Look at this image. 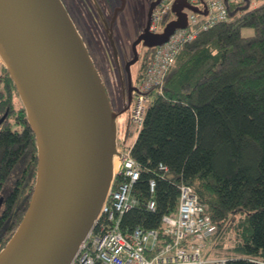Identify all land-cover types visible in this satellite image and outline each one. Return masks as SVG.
Instances as JSON below:
<instances>
[{"label":"trees","instance_id":"16d2710c","mask_svg":"<svg viewBox=\"0 0 264 264\" xmlns=\"http://www.w3.org/2000/svg\"><path fill=\"white\" fill-rule=\"evenodd\" d=\"M229 8L230 20L182 46L163 94L150 101L132 144L141 168L131 191L137 202L122 214L120 227L162 226L165 214L178 212L183 182L218 225L208 255L226 256L227 264H264V0ZM171 18L167 13L163 24ZM153 49L144 53L139 78ZM3 71L0 117L8 114L0 124V249L22 219L37 169L34 131L24 106L14 108L7 92L16 87ZM152 197L154 209L148 206Z\"/></svg>","mask_w":264,"mask_h":264},{"label":"water","instance_id":"95a60500","mask_svg":"<svg viewBox=\"0 0 264 264\" xmlns=\"http://www.w3.org/2000/svg\"><path fill=\"white\" fill-rule=\"evenodd\" d=\"M160 2H150L145 27L132 44L133 57L124 52L125 63L119 64L123 94L129 98L119 108L64 0H0V57L37 147L31 198L0 249V264H69L73 259L112 185L114 156L120 154L119 117L129 109L136 89L132 65L141 56L138 45L163 44L177 28L187 27L186 8L208 11L188 0H173L175 17L154 32L149 29L151 15ZM125 4L121 0L109 22L99 7L116 56L113 24ZM130 125L129 118L126 138Z\"/></svg>","mask_w":264,"mask_h":264},{"label":"built area","instance_id":"2783aa9c","mask_svg":"<svg viewBox=\"0 0 264 264\" xmlns=\"http://www.w3.org/2000/svg\"><path fill=\"white\" fill-rule=\"evenodd\" d=\"M171 2L167 0L155 9L150 24L152 31L160 30L163 16L170 10ZM208 7V14H202L201 19H195L196 12H191L187 27L176 29L168 41L154 48L146 70L137 83L129 111L137 132L150 106V96L161 94L163 76L168 74L186 37L192 36L196 28L208 29L205 20L213 10L224 9V3L222 0H213ZM118 150L121 153V165L115 171L98 216L69 264H225L224 257L205 256V246H194L192 249L187 246L190 234L201 236L213 227L212 218L205 213L204 204L189 184H179L178 212L176 215H165L163 233L158 228L134 227L127 232L121 229L122 214L137 202L131 191L141 174V168L132 156V144L121 145ZM150 185L153 196L154 179H150ZM148 206L150 209L155 208L153 197Z\"/></svg>","mask_w":264,"mask_h":264},{"label":"rangeland","instance_id":"374dc122","mask_svg":"<svg viewBox=\"0 0 264 264\" xmlns=\"http://www.w3.org/2000/svg\"><path fill=\"white\" fill-rule=\"evenodd\" d=\"M64 1H65V4L67 5L72 17L74 18L78 29L82 33L98 69L104 75V78H105V81L107 82V84H109V88H110L111 92L113 93V98L115 99L116 104L119 106V108H121L122 102L120 104V100H119L120 99V96H119L120 91H118L119 89L117 90V88L114 84V75H113L114 72L110 68V65H109L110 58L107 56L108 55L107 53H109V50H108L109 48L107 47V44L105 47L104 42L102 41V38L100 37V34H99L100 32L97 30L98 27L96 28L94 13L92 11H87V12L84 11L83 7L78 2L79 0H64ZM149 2H150V0H126V4H125L124 9L120 10L118 15H117V18H116L115 24H114V33H115L114 35H115V37H117V40H118L119 44L121 45V47H124V48H122L123 57H124V52H125L126 56L128 58H130L132 43H133V40L136 36V28H137L136 20H137V17L139 16L140 12L142 13V11L143 12H144V10L146 11V9L148 8ZM120 3H121V0H109L108 6H110L112 9H114L115 7L119 6ZM231 4H233V3H231ZM165 15H164V17H165ZM173 15L174 14L172 13L171 17ZM129 49H130V53L128 54L127 50H129ZM140 52H141V58L138 62H136L134 64V69H135L136 73L139 72L140 66H142V61L144 59V53L146 52V50L142 49V51H141V49H140ZM124 60H125V58H124ZM119 61H120L121 65H123L125 63V61L123 63L122 58H119ZM4 67H5V64L0 57V74H3ZM4 75L5 74H3V76ZM105 75L107 76V80H106ZM4 85H5L4 81H1L0 90L1 91L3 90V92L5 91ZM7 94H11L12 104H13L14 108L20 109L21 106H23V103L21 101V98H20L16 88L14 89V87L12 86L11 90L9 92H7ZM2 96L5 97L6 94H4ZM129 111L130 110H127L125 113L120 115L119 121H120L121 126L126 127L127 121L130 118ZM4 113L5 112H3V114ZM136 136H137V132L133 128L131 130V134L129 136L128 143L131 144L134 141V139L136 138ZM7 239H8V236H7ZM209 241H210V239L207 240V245H208ZM206 251H207V246H206Z\"/></svg>","mask_w":264,"mask_h":264},{"label":"bare ground","instance_id":"6f19581e","mask_svg":"<svg viewBox=\"0 0 264 264\" xmlns=\"http://www.w3.org/2000/svg\"><path fill=\"white\" fill-rule=\"evenodd\" d=\"M163 0H161V2H162ZM191 4H194V5H197L198 7H199V9H205V7H207V9H208V11H207V13H202V12H196V14H194V17H195V19H201L202 18V14L203 15H207L208 14V12H209V7H208V5H210L211 3H212V1L213 0H188ZM223 1V3H224V9H215V10H213L212 11V13H211V16L209 17V18H207L206 20H205V22H206V24L208 25V27L210 28V27H212L213 25H215V24H217V23H219V22H221V21H227V20H230L231 19V13H230V8H229V5L231 4V3H237V2H239V1H241V0H222ZM172 2H173V0H172ZM172 2H171V5H172ZM158 7V6H157ZM156 7V8H157ZM155 8V9H156ZM186 10H188V12H189V15H190V13L191 12H195V11H193V10H191V9H188V8H186ZM155 11V10H154ZM154 11H153V13H154ZM173 13L172 12V10H171V7H170V10L167 12V13ZM166 13V14H167ZM174 14V13H173ZM152 17H153V14H152V16H151V21H152ZM175 17V15H173L172 16V18H174ZM171 18V19H172ZM163 20H164V16H163V19H162V22H161V27H160V30L159 31H162V29L164 28V26H165V24H163ZM169 21V20H168ZM167 21V22H168ZM166 22V23H167ZM151 24V23H150ZM189 25V24H188ZM208 28V29H209ZM178 29V28H177ZM151 30V29H150ZM202 30H207V29H202V28H196L195 30H194V32H193V35L192 36H188V37H186V39H185V41H184V43H183V45L184 44H186V43H188V42H190V41H192V40H194L197 36H198V34L202 31ZM152 31V30H151ZM156 32H158V31H156ZM182 45V46H183ZM158 46V45H157ZM182 46H181V48H182ZM156 46H154L153 48H155ZM181 48H180V50H181ZM180 50L176 53V55H175V60H176V58H177V55H178V53L180 52ZM153 51H154V49H153ZM167 76H168V74H166V75H164L163 76V79H162V83H161V94H163V92H164V85H165V81H166V79H167ZM139 80H140V78H139ZM138 80V81H139ZM138 83V82H137ZM137 83H136V89L134 90V97H135V91L137 90ZM106 86H107V84H106ZM108 90V89H107ZM109 92V91H108ZM123 92V91H122ZM158 94H160V93H158ZM158 94H152L151 96H150V101L151 100H153L156 96H158ZM110 95V94H109ZM134 97H133V99H132V102H131V104H130V107H129V109L128 110H130V108H131V105H132V103H133V100H134ZM111 98V97H110ZM113 102V101H112ZM115 107V106H114ZM122 108V107H121ZM146 115V114H145ZM145 115L143 116V118H142V121H141V123H140V130L142 129V127H143V125H144V122H145ZM130 121H131V118H130ZM131 125L133 126V124H132V121H131ZM131 125H130V128H131ZM134 127V126H133ZM135 129V128H134ZM135 131H136V129H135ZM137 132V131H136ZM139 132V131H138ZM138 132H137V134H138ZM118 134H119V140H120V144H119V146H121V145H125L126 143H128V141H129V136H130V131H129V134H128V136H127V138H126V127H124V126H121L120 124H119V132H118ZM137 137V136H136ZM125 138H126V141L124 142V140H125ZM136 139V138H135ZM134 142H132L131 144H133ZM129 144V143H128ZM118 146V147H119ZM120 152V151H119ZM132 152V151H131ZM133 156V155H132ZM134 158V157H133ZM135 159V158H134ZM121 153L118 155H115L114 156V173H115V171H116V169L117 168H119L120 167V165H121ZM111 188V187H110ZM110 188H109V190H110ZM195 193H196V195H197V197H198V199L200 200V198H199V196H198V194H197V192L195 191ZM201 201V200H200ZM202 202V201H201ZM203 204H204V208H205V213L207 214V215H209L208 213H207V204L206 203H204V202H202ZM166 215V214H165ZM165 215L163 216V224H162V226H160V227H158V230L161 232V233H163V231H164V228H165V225H166V221H165ZM209 217H211L210 215H209ZM212 218V217H211ZM212 223H213V227H212V229L210 230V231H208V232H206V233H204L203 235H201V236H197L196 234H194V233H192V234H190L189 235V239H188V241H187V246L190 248V249H192V248H194V246L196 247V246H199V247H203V246H205V248H204V255L205 256H207V257H213V258H225V264H227V261H228V257H226V256H217V257H215V256H210V255H208L206 252V246H207V240L217 231V229H218V225H217V223L213 220V218H212ZM136 227H139V228H143L142 226H136ZM90 230V229H89Z\"/></svg>","mask_w":264,"mask_h":264},{"label":"flooded vegetation","instance_id":"af4514ba","mask_svg":"<svg viewBox=\"0 0 264 264\" xmlns=\"http://www.w3.org/2000/svg\"><path fill=\"white\" fill-rule=\"evenodd\" d=\"M151 1L152 0H150V2ZM165 1H167V0H163L157 6H159L160 4H163V2H165ZM78 2L83 7L84 11H86V12L87 11H92L94 13L95 22H96V24L95 23L94 24L96 25V28L98 27L97 30L100 32L99 34H100V37L102 38V41L104 42L105 47H106V44H107V47L109 48L108 49L109 53H107L108 54L107 56L110 58L109 65H110V68L112 69V71L114 72V74H113L114 75V84H115L117 90L119 89L118 91H120V95H119L120 99L119 100H120V104L122 102V106H123L124 100L126 101V100L129 99L128 98V94H123V92H122L123 91V83H122L121 74H120V71H119V69H120L119 58H122L123 63L125 61L124 57H123V51H122V48H124V47H121V45L119 44V42L117 40V37H115V35H114L115 34L114 33V24H115V22L113 24V36H114V39H115V41L117 43V46L119 48V52H120L119 56H116L115 50L113 49V46H112V44L110 42V38H109L108 33H107L108 28H109V25L107 24V22H109L111 20V17H112L114 9H112L110 6H108L109 0H79ZM150 2H149V4H150ZM99 7L101 8V11H103L104 16L107 18V22L104 19V17L102 16V13L100 12ZM148 8H149V5H148ZM148 8L146 9V11L144 10V12L143 11H142V13L140 12L139 16L137 17V20H136L137 28H136V36H135V38L137 37V35L139 33H141L143 31V28L145 27L146 20H147V14H148ZM155 8H154V10H155ZM152 14H153V12H152ZM171 14L172 13H170V16H171ZM149 29H150V27H149ZM135 38H134V40H135ZM138 49L139 50L141 49V51H142V49L147 51V50H152L153 48L144 46L142 44H139L138 45ZM127 52L129 54L130 53V49L127 50ZM133 54L134 53H133V45H132L130 58L133 57ZM105 77H106V80H107V76L106 75H105ZM132 78H133L134 84L136 85V83L139 80V75L135 72L134 64L132 65ZM106 84H107V82H106ZM107 89L109 91V94H110L111 100L113 101L114 106H117V104L115 102V99L113 98V93L111 92V90L109 88V84H107ZM133 97H134V91H133Z\"/></svg>","mask_w":264,"mask_h":264},{"label":"crops","instance_id":"0c3cea01","mask_svg":"<svg viewBox=\"0 0 264 264\" xmlns=\"http://www.w3.org/2000/svg\"><path fill=\"white\" fill-rule=\"evenodd\" d=\"M134 141H135V139H134ZM134 141H133V142H134ZM206 253L208 254V252H206Z\"/></svg>","mask_w":264,"mask_h":264}]
</instances>
